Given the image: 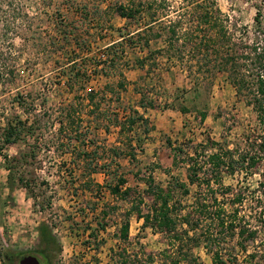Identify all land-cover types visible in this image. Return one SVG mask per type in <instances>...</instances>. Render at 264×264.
<instances>
[{
	"label": "rangeland",
	"instance_id": "374dc122",
	"mask_svg": "<svg viewBox=\"0 0 264 264\" xmlns=\"http://www.w3.org/2000/svg\"><path fill=\"white\" fill-rule=\"evenodd\" d=\"M129 1L0 0V253L12 256L13 264L22 255H36L40 224L51 229L58 243L50 264H120L118 230L128 212L131 236L121 247L125 260L169 264L171 253L161 254L166 239L149 227L142 230L143 221L135 222L131 211L138 206L145 214L151 208L153 197L144 182L152 179L163 192L174 182L185 184L189 194L175 189L173 201L190 206L199 185L202 192L208 190L201 178L217 173L208 156L218 152L229 168L246 149V134L257 127L247 97L237 93L227 73L212 67L214 57H195L190 50L197 41L186 42L184 34L208 13V28L217 18L227 31L225 42L231 37L248 43L257 28L255 5L264 32V0H133L152 5L133 20L116 10L130 6ZM152 13L161 22L145 46L130 33L144 29ZM8 15L16 23L7 30L1 22ZM178 20L181 59L175 55L167 61L163 28ZM113 41L121 45L107 50ZM112 56L113 67L101 62ZM144 59L142 67L136 64ZM128 117L136 121L130 130ZM9 128L16 130L13 144L4 143ZM190 157L202 171H196ZM233 165V174L222 168L209 188L227 211L242 193L235 205L242 216L263 180L264 163L252 173ZM192 170L197 176L191 184ZM115 174L126 179L132 190L128 197L107 188L116 183ZM225 242L224 259L235 241ZM193 254L188 264H212L202 244L193 247Z\"/></svg>",
	"mask_w": 264,
	"mask_h": 264
},
{
	"label": "trees",
	"instance_id": "16d2710c",
	"mask_svg": "<svg viewBox=\"0 0 264 264\" xmlns=\"http://www.w3.org/2000/svg\"><path fill=\"white\" fill-rule=\"evenodd\" d=\"M129 3L130 6L128 7L122 5L116 7L117 13L121 18L133 20L143 10H152L150 3L142 4V2H138V4H135L133 0H130ZM195 8L198 9L201 6L196 4ZM255 8L257 12L254 22L257 28L248 43H243L242 41L232 42L231 37L225 42L227 31L224 30L223 26L219 25L217 18L211 17L215 18L212 24L213 28H208L210 21L208 13L202 14L197 26L192 30H187L184 34L186 42L193 43L197 41V43L194 42L195 44L190 50L191 53L195 57L196 55L201 56L204 61L209 56L214 57V64H211L212 67L227 73L228 80L233 84L237 93L247 97V105L251 106L255 111L257 127L252 131L253 133L248 132L246 134L244 139L246 149L238 154L237 162L234 159L232 160V165H229V168L227 167L228 163L222 160V156L218 152L208 156L209 165L216 167L217 173L215 175L205 174V177L201 178V181L206 183L208 190L202 192L200 190L201 185H199V190L194 193V200L190 206H183L179 201H173L175 189L181 190L180 195L182 196L189 194L185 184L174 182L172 187L163 192L156 188L152 179L144 182L147 187L146 192L153 197L151 208L145 214L141 213L138 206L131 208V211L134 212L137 220L143 221L142 230L149 227L153 233H159L166 239L167 247L162 250L161 254L167 256L169 252L171 253L167 256L170 259L169 264L192 263L195 258L193 247L199 244H202L206 253L211 256L212 264H264V172L261 174L263 180L259 183V189L255 193V197L252 196L248 200L247 214L242 216L239 215V208L235 206L237 203H241L243 199L242 193L237 195L233 206L227 211L226 207L219 203L217 192L209 188L210 183L217 181L219 178V172L222 168L230 169V174H233L235 171L233 164L235 163L252 173L251 171H257L259 165L264 163V32L259 25L261 11L257 5H255ZM216 13H214L215 16L220 15L219 11H216ZM9 17V15L5 16V20L1 22L2 27H6L7 30L10 29V25L14 26L16 23L15 17H13L14 20L9 19ZM160 22V18L152 13L148 22L144 24V29H138L136 33L132 32L130 34H136L139 41H142L143 45L148 46L149 40L147 36L152 33L154 26ZM201 24L206 28L202 29L203 26ZM163 29L167 33L165 40L167 45L166 54L167 61H170L173 60L175 55L181 56V47L176 46L179 41L178 31L181 29V22L180 20L169 21L168 25ZM197 29L199 30L196 34L195 31ZM210 30L214 31L213 35L209 33ZM130 34L124 36L123 40L125 37H129ZM154 36L160 38L159 34ZM120 45V42L113 41L107 47V50H116ZM145 61L146 59L137 61L136 64L142 67ZM101 62L107 67H113L115 58L114 56L107 57ZM210 63L209 61L207 62V64ZM100 72L105 75L107 73L104 68H101ZM75 75H78V72ZM117 87L122 89L124 85L119 82ZM88 97L91 102H94V93H89ZM116 99L119 98L117 97ZM180 111L185 112L186 110L180 108ZM200 120H205L204 114H201ZM135 122L131 117H128L125 125L127 124V128L130 130V128L134 127ZM120 129L122 130L123 127ZM15 131V128L8 129L7 134L4 136V143L13 144L16 142L12 138ZM227 151L232 159V150ZM83 155L85 156L86 154ZM189 161L198 166L196 171H202V165L195 158L190 157ZM196 171L192 170L190 175L189 181L191 184L196 181L193 179V177L197 176ZM114 180L116 183L113 186H107V188H110V193L119 195L122 198L128 197L132 190L126 187V179L122 175L118 176L115 174ZM222 195H225V193ZM182 211L185 212L182 214ZM125 216V220L118 230V238L122 242L128 241L130 212L126 213ZM100 227L103 231L105 230V225H100ZM230 239L235 241V243H232L231 252L224 259L223 253H226L229 247V244L225 241ZM38 240L39 247L35 250V253L42 264H50V253L53 249L58 250V243L47 225L40 224L38 227ZM250 247H252L253 252H248ZM172 250H175V252H171ZM120 251V259H122L120 264H129L124 258L125 250L121 248ZM239 255L243 256L241 260L238 259ZM0 257L4 264H13L15 261L8 254L0 253ZM148 257L152 260L151 255Z\"/></svg>",
	"mask_w": 264,
	"mask_h": 264
},
{
	"label": "water",
	"instance_id": "95a60500",
	"mask_svg": "<svg viewBox=\"0 0 264 264\" xmlns=\"http://www.w3.org/2000/svg\"><path fill=\"white\" fill-rule=\"evenodd\" d=\"M18 264H40V261L35 256H23L19 259Z\"/></svg>",
	"mask_w": 264,
	"mask_h": 264
},
{
	"label": "crops",
	"instance_id": "0c3cea01",
	"mask_svg": "<svg viewBox=\"0 0 264 264\" xmlns=\"http://www.w3.org/2000/svg\"><path fill=\"white\" fill-rule=\"evenodd\" d=\"M139 106H137V107H135L138 111H139V108H138ZM135 222H137L138 224L139 223H141V220H135ZM130 223H131V221H129V231H130ZM120 227V226H119ZM130 236H131V234L128 232V240H129V238H130ZM118 239V246L120 247L119 249H121V247H122V241L119 239V238H117ZM116 240V239H115ZM119 241H120V243H119ZM118 248V247H117ZM118 249V250H119ZM110 252H115V249H110ZM98 264H102V263H98ZM106 264H110V262L109 263H106Z\"/></svg>",
	"mask_w": 264,
	"mask_h": 264
},
{
	"label": "flooded vegetation",
	"instance_id": "af4514ba",
	"mask_svg": "<svg viewBox=\"0 0 264 264\" xmlns=\"http://www.w3.org/2000/svg\"><path fill=\"white\" fill-rule=\"evenodd\" d=\"M35 256V257H37L38 259H39V261H40V258L38 257V256H36V255H34V254H26V255H22V256H20L19 257V259L21 258V257H23V256ZM19 261V260H18ZM41 262V261H40ZM41 264V263H40Z\"/></svg>",
	"mask_w": 264,
	"mask_h": 264
}]
</instances>
